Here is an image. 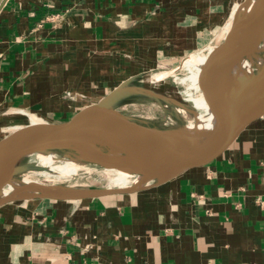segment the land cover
<instances>
[{"label":"crops","instance_id":"obj_1","mask_svg":"<svg viewBox=\"0 0 264 264\" xmlns=\"http://www.w3.org/2000/svg\"><path fill=\"white\" fill-rule=\"evenodd\" d=\"M225 7V0H6L0 111L61 118L114 82L151 72L124 78L125 66L132 73L217 40ZM193 176L113 198L6 204L0 264H264V117L209 174Z\"/></svg>","mask_w":264,"mask_h":264},{"label":"water","instance_id":"obj_2","mask_svg":"<svg viewBox=\"0 0 264 264\" xmlns=\"http://www.w3.org/2000/svg\"><path fill=\"white\" fill-rule=\"evenodd\" d=\"M249 2L241 61L244 74L240 76L238 71L222 70L229 64V58L225 57L216 65L202 69L192 90V93L213 88L235 91V116L211 129L195 128L191 122L176 129L151 127L120 111L118 103L141 98L178 110L186 105L189 94L184 87L175 98H169L153 87L126 80L102 97L77 103L61 118L42 119L44 122L41 123L29 120L0 138V192L9 179L40 169L36 164L27 163L39 149L56 150L59 147L79 153L90 165L129 173L134 177L132 181H143L144 184L127 188L58 182L24 184L8 194L0 193V208L12 202L33 200L113 198L187 180L199 173L209 174L241 134L264 117V0ZM5 3L6 0H0V11ZM228 43L229 36L220 48L225 49ZM185 60L166 71L169 76L165 77L181 70ZM119 127L129 134L132 133L129 130H144L149 136L131 146L119 135ZM112 147L118 152L114 153ZM172 167L174 169L170 171Z\"/></svg>","mask_w":264,"mask_h":264},{"label":"bare ground","instance_id":"obj_3","mask_svg":"<svg viewBox=\"0 0 264 264\" xmlns=\"http://www.w3.org/2000/svg\"><path fill=\"white\" fill-rule=\"evenodd\" d=\"M249 0H236L234 8L230 16V22L225 30V39L229 36L228 47L225 49L220 48L222 45H209L207 53L200 52L189 57L183 64V69L188 72L185 78L175 77V81L186 85V92L189 94L188 100L194 104L196 110H185L184 119L191 122L195 128L198 129H211L217 127L221 122L226 119H231L235 116V91L228 89L215 90L208 89L207 91L196 90V94L192 93L194 84L200 76L202 69H206L210 65H216L225 57L229 58V64L225 65L222 70L231 69L233 72L238 71V75L244 74V66H241L242 52L244 45V34L246 29V19L250 10ZM233 25V28H232ZM228 35V36H227ZM227 36V37H226ZM168 74L162 72L152 76L151 81L160 82ZM169 76V75H168ZM201 90V89H200ZM12 110V109H11ZM18 110V109H17ZM18 113V111H17ZM23 116H27L33 123L44 122L41 118L27 111H19ZM15 128V127H14ZM128 133L119 127V135L127 139L129 145L134 146L146 140L149 136L147 131L142 130H129ZM112 151L117 153V149L112 147ZM37 163L39 170H35L32 175L19 174L14 178L7 181L6 186L1 189V195L8 194L14 189L29 184H52L56 183L59 179L75 175L79 169H85L84 165L86 160L79 153L69 150L67 148L59 147L56 150L39 149L36 152ZM170 168L169 170H173ZM138 170V169H137ZM87 171V172H88ZM104 175L109 180L111 186L117 188H127L132 186H141L143 181H132L133 177L129 173L104 170ZM169 173L168 170L165 171ZM164 172V173H165ZM150 175H153L149 172ZM41 176L44 179L38 180L33 176Z\"/></svg>","mask_w":264,"mask_h":264},{"label":"rangeland","instance_id":"obj_4","mask_svg":"<svg viewBox=\"0 0 264 264\" xmlns=\"http://www.w3.org/2000/svg\"><path fill=\"white\" fill-rule=\"evenodd\" d=\"M235 1L236 0H225L226 7L224 9V14H223L224 23L222 25V29L219 35L217 37L215 36L217 40L213 39V41L209 43L208 45H206L205 47L200 48V49L197 48V49L191 50L190 52H186L185 55L180 56L179 58L173 59L172 61L167 60L164 62L163 61L156 62L155 64L150 66L151 69H148L150 67L146 68L144 66L141 68V66H136L134 68L135 71L131 73L129 65H127L125 66L126 69H124V72L119 70L121 72L120 75L122 77L124 76L125 78L126 76L130 74H132L131 76H133V75L141 74L147 71H151L146 74H142L139 78H137L134 84L148 85L150 87L155 88L156 90H158L160 93H162L166 97L175 98L178 92L183 91L184 87L185 89H187L186 85L181 84L178 81H175V77H174V76H178L180 78H185L188 76V72L185 69H183V67L177 73L171 74L169 78L165 77L166 79L165 78L162 79V81L157 82V84L156 82L151 81L152 76L162 73V72H166L168 70H172L173 68H176L177 66H179V64L184 59L187 60L192 55L198 54L200 52L207 53L209 45H213V46L222 45L225 41V34H226L225 30L230 22V18L228 20V15L230 13L231 8L232 9L234 8ZM232 28H233V25H232ZM112 85L113 87L118 86L116 82H114ZM207 90L208 89H202L199 91L204 92ZM193 93L196 94L195 91ZM78 95L79 96H76L75 98L76 101L77 99L78 100L81 98L84 99L83 97H81V95L83 94H78ZM72 97L73 96H71V98ZM11 109L6 110L5 112L0 111V138L5 136L8 132L13 131L16 127H19V125H23L29 122V118L26 115L23 116L19 113V111H23V110L21 109L17 110L13 108ZM118 109L129 116L137 118V120L140 123L149 125L151 127H159L162 129H171V128L176 129V128L184 127L188 123L184 119L185 110L186 109L196 110V108L194 107V104L189 100L187 101L183 109L177 110V109H169L153 101H150L147 99H141V98H131V99L123 100L118 103ZM24 111H27V110H24ZM27 112H30V111H27ZM50 120H53V119H50ZM27 163L36 164L37 163L36 155H33L27 161ZM84 168L89 169L90 171L79 169L75 175L59 179L57 182L60 184H66V185L76 184L78 186H91V187H104V188L111 186L109 180L104 175V172H103L104 169L90 165L88 163L84 165ZM33 173H36V172H28L26 173V175H32ZM33 177L38 180L44 179L43 177L36 176V175ZM12 203L16 204L15 202H12Z\"/></svg>","mask_w":264,"mask_h":264},{"label":"built area","instance_id":"obj_5","mask_svg":"<svg viewBox=\"0 0 264 264\" xmlns=\"http://www.w3.org/2000/svg\"><path fill=\"white\" fill-rule=\"evenodd\" d=\"M57 18H59V15H51V16H48L46 19L50 20V21H53V20H55Z\"/></svg>","mask_w":264,"mask_h":264}]
</instances>
